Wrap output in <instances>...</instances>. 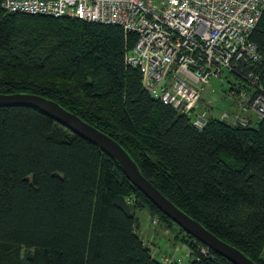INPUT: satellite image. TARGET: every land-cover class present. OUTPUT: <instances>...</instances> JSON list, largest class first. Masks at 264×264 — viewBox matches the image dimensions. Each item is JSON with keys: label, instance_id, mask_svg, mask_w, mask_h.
Wrapping results in <instances>:
<instances>
[{"label": "trees", "instance_id": "obj_1", "mask_svg": "<svg viewBox=\"0 0 264 264\" xmlns=\"http://www.w3.org/2000/svg\"><path fill=\"white\" fill-rule=\"evenodd\" d=\"M249 41L261 59L243 73L264 91V11ZM134 43L117 27L0 7V94L41 96L108 136L178 210L264 264V119L242 127L210 117L194 128L143 91L125 64ZM138 211L172 246L188 247V264H232L158 210L96 145L36 109L0 108V264H162L166 252L137 234Z\"/></svg>", "mask_w": 264, "mask_h": 264}, {"label": "built area", "instance_id": "obj_2", "mask_svg": "<svg viewBox=\"0 0 264 264\" xmlns=\"http://www.w3.org/2000/svg\"><path fill=\"white\" fill-rule=\"evenodd\" d=\"M0 7L9 14L77 19L133 34L125 64L139 71L143 91L198 130L210 117L242 127L250 114L264 119V91L252 74L243 73V66L261 59L249 37L264 0H0ZM224 73L237 82L231 94L238 111L215 116L203 94Z\"/></svg>", "mask_w": 264, "mask_h": 264}, {"label": "water", "instance_id": "obj_3", "mask_svg": "<svg viewBox=\"0 0 264 264\" xmlns=\"http://www.w3.org/2000/svg\"><path fill=\"white\" fill-rule=\"evenodd\" d=\"M4 107H28L36 109L65 127L72 134L96 145L119 164L125 177L134 187L185 233L232 264H255L235 248L220 241L198 222L190 219L170 203L140 174L136 164L115 141L78 117L65 111L55 102L31 94H0V108Z\"/></svg>", "mask_w": 264, "mask_h": 264}, {"label": "rangeland", "instance_id": "obj_4", "mask_svg": "<svg viewBox=\"0 0 264 264\" xmlns=\"http://www.w3.org/2000/svg\"><path fill=\"white\" fill-rule=\"evenodd\" d=\"M237 84L236 80L227 73H224L221 79H211L209 87L203 94L206 100L210 101L209 110L212 115L219 116L223 113L235 114L238 108L234 102L232 94L229 92L231 85ZM233 111V113L231 112ZM251 122H256L257 119L250 114ZM137 217L139 219L140 228L137 231L138 236L143 240L144 244L149 247H158L166 252L167 255H172L180 259L184 264H188L189 249L184 244L177 242L172 246L170 241V234L161 227L153 226L146 211H138ZM160 229V230H159ZM154 244V245H153Z\"/></svg>", "mask_w": 264, "mask_h": 264}, {"label": "bare ground", "instance_id": "obj_5", "mask_svg": "<svg viewBox=\"0 0 264 264\" xmlns=\"http://www.w3.org/2000/svg\"><path fill=\"white\" fill-rule=\"evenodd\" d=\"M8 14H9V13H8ZM27 16H28V15H27ZM261 16H262V15H261ZM36 17H37V16H36ZM110 27H112V26H110ZM119 29H120V28H119ZM162 257H168V255H163ZM162 257H161V258H162ZM161 258H160V259H161Z\"/></svg>", "mask_w": 264, "mask_h": 264}, {"label": "crops", "instance_id": "obj_6", "mask_svg": "<svg viewBox=\"0 0 264 264\" xmlns=\"http://www.w3.org/2000/svg\"><path fill=\"white\" fill-rule=\"evenodd\" d=\"M204 98H205V97H204ZM231 112L233 113V111H231ZM236 112H237V111H236ZM236 112H235V113H236Z\"/></svg>", "mask_w": 264, "mask_h": 264}]
</instances>
